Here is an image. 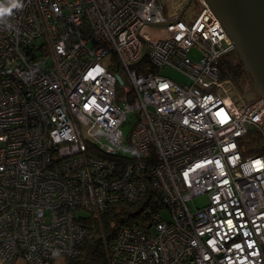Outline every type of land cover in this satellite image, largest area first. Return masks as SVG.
<instances>
[{"label":"built area","instance_id":"2783aa9c","mask_svg":"<svg viewBox=\"0 0 264 264\" xmlns=\"http://www.w3.org/2000/svg\"><path fill=\"white\" fill-rule=\"evenodd\" d=\"M185 1L189 23L160 0H0L2 264L76 257L89 232L74 210L148 187L157 211L106 245L109 264H264L263 100L220 77L234 46Z\"/></svg>","mask_w":264,"mask_h":264},{"label":"trees","instance_id":"16d2710c","mask_svg":"<svg viewBox=\"0 0 264 264\" xmlns=\"http://www.w3.org/2000/svg\"><path fill=\"white\" fill-rule=\"evenodd\" d=\"M141 62L142 60L135 66H139ZM139 68L143 69L142 67ZM137 70L142 71L140 69ZM219 72L221 78L232 79L239 89L249 85L256 90L235 51L224 55L220 59ZM158 198V195L148 187L145 198L138 203L120 201L108 206L104 212L98 215L88 214L76 217L74 219L75 224L86 228L89 233L76 246L78 255L74 258L66 259L67 263L109 264L106 245L114 240L120 230L130 227L135 222L144 224L148 217L157 211L154 204Z\"/></svg>","mask_w":264,"mask_h":264},{"label":"water","instance_id":"95a60500","mask_svg":"<svg viewBox=\"0 0 264 264\" xmlns=\"http://www.w3.org/2000/svg\"><path fill=\"white\" fill-rule=\"evenodd\" d=\"M202 1L225 30L263 100L257 110L264 109V0Z\"/></svg>","mask_w":264,"mask_h":264},{"label":"rangeland","instance_id":"374dc122","mask_svg":"<svg viewBox=\"0 0 264 264\" xmlns=\"http://www.w3.org/2000/svg\"><path fill=\"white\" fill-rule=\"evenodd\" d=\"M162 7H163V12L164 15L167 17V19H172L178 16H181L182 19L189 23L191 22L196 15L199 12V6H197V4L195 2H190L187 3V1L185 0H160ZM189 55L193 58V59H197L198 58V53L197 51H195L194 49L191 50V52L189 53ZM104 64L106 63V59L103 60ZM159 74L161 76H164L168 79H171L172 81L182 85L184 83L187 82V78L182 74V72L174 69V68H165L163 70L159 71ZM240 94L246 96V102L247 103H252L254 101H257L258 99H260V95L257 93L256 90H254L251 86L246 85L245 87L239 89ZM117 101H121V99H123L124 97V93L122 91V89L120 88V86L117 87ZM131 130V125L129 123H127L126 125L121 127V131L123 134L124 139L126 140L129 133ZM122 155H127L130 153L128 151H122L121 152ZM206 203V197L201 195V196H197L193 199V203L189 204V209L192 210L193 209V204L196 207L202 206ZM74 213L76 216H86L88 215L87 212H85L84 210L81 209H76L74 210ZM164 218H169V214L166 210H163L162 214H161Z\"/></svg>","mask_w":264,"mask_h":264},{"label":"crops","instance_id":"0c3cea01","mask_svg":"<svg viewBox=\"0 0 264 264\" xmlns=\"http://www.w3.org/2000/svg\"><path fill=\"white\" fill-rule=\"evenodd\" d=\"M0 264L1 261H0ZM16 264H25L22 260H18ZM47 264H68L66 259L64 258H58L55 262H52V263H47Z\"/></svg>","mask_w":264,"mask_h":264},{"label":"bare ground","instance_id":"6f19581e","mask_svg":"<svg viewBox=\"0 0 264 264\" xmlns=\"http://www.w3.org/2000/svg\"><path fill=\"white\" fill-rule=\"evenodd\" d=\"M261 98V97H260Z\"/></svg>","mask_w":264,"mask_h":264}]
</instances>
